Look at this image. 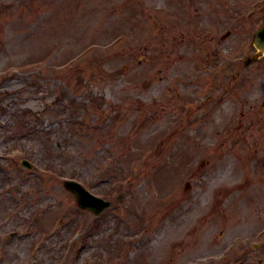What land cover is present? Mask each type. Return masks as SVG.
I'll return each mask as SVG.
<instances>
[{"label": "rangeland", "instance_id": "obj_1", "mask_svg": "<svg viewBox=\"0 0 264 264\" xmlns=\"http://www.w3.org/2000/svg\"><path fill=\"white\" fill-rule=\"evenodd\" d=\"M263 23L264 0H0V264H264Z\"/></svg>", "mask_w": 264, "mask_h": 264}, {"label": "water", "instance_id": "obj_2", "mask_svg": "<svg viewBox=\"0 0 264 264\" xmlns=\"http://www.w3.org/2000/svg\"><path fill=\"white\" fill-rule=\"evenodd\" d=\"M256 45L259 47V52L254 56L253 59H251V61L264 54V28L258 33ZM66 185L77 194L78 201L81 206L90 208L96 213L102 212L103 209L111 204L110 202L93 197L75 182L67 181Z\"/></svg>", "mask_w": 264, "mask_h": 264}]
</instances>
